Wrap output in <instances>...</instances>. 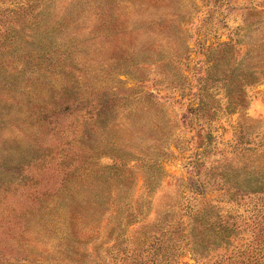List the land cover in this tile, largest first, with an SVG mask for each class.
Returning a JSON list of instances; mask_svg holds the SVG:
<instances>
[{"label":"rangeland","instance_id":"rangeland-1","mask_svg":"<svg viewBox=\"0 0 264 264\" xmlns=\"http://www.w3.org/2000/svg\"><path fill=\"white\" fill-rule=\"evenodd\" d=\"M130 1L0 0V264H264V0Z\"/></svg>","mask_w":264,"mask_h":264},{"label":"trees","instance_id":"trees-1","mask_svg":"<svg viewBox=\"0 0 264 264\" xmlns=\"http://www.w3.org/2000/svg\"><path fill=\"white\" fill-rule=\"evenodd\" d=\"M128 4H132L133 1L125 0ZM171 22V21H169ZM159 26L161 23L158 24ZM261 24L259 25V27ZM264 30V26L259 30L262 32ZM263 33V32H262ZM261 34V33H260ZM214 47V46H213ZM188 46L189 53L192 51ZM216 52H222L223 55L229 57V66L228 73L229 77L236 76L237 80L240 79L241 83L240 88V97L236 99L237 101H232V105L234 109H243L245 106L243 104V97L246 93L247 86L254 85L256 83L264 81V35H260L259 37L251 38L247 43H240L235 38H231L229 41L218 43L216 48L214 49ZM220 61V57H216V62ZM132 102H135V99L131 98ZM197 107H191L198 114L204 113V105L205 99L202 97H197L193 100L196 102ZM106 110V107L102 104H96L95 108L91 110L88 114L84 116L85 120L83 121L81 127L79 128L78 136L84 141H90L94 139L97 131H98V121L102 116V112ZM87 150V149H85ZM86 154L88 151H84ZM83 155V153H82ZM84 156V155H83ZM71 171V169H69ZM76 177L77 173H70ZM44 192L37 191L36 197H44ZM38 195V196H37ZM45 260L41 257L34 259L31 261L34 264H43ZM30 261H27V263Z\"/></svg>","mask_w":264,"mask_h":264}]
</instances>
